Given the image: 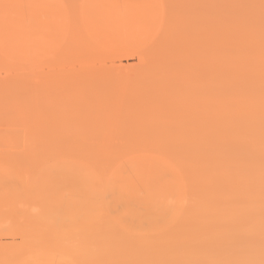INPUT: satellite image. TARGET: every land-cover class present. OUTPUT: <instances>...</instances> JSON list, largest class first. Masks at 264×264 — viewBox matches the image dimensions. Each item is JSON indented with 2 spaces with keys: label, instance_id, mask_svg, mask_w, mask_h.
<instances>
[{
  "label": "rangeland",
  "instance_id": "obj_1",
  "mask_svg": "<svg viewBox=\"0 0 264 264\" xmlns=\"http://www.w3.org/2000/svg\"><path fill=\"white\" fill-rule=\"evenodd\" d=\"M141 160L174 173L165 200L211 245L195 249L190 230L186 247L169 248L173 223L142 230L97 199L82 204L88 180L110 187ZM1 177L0 264H187L194 250L205 254L195 264H238L261 253V242L217 241L254 203L264 215V0H0ZM225 187L230 221L214 206Z\"/></svg>",
  "mask_w": 264,
  "mask_h": 264
},
{
  "label": "bare ground",
  "instance_id": "obj_2",
  "mask_svg": "<svg viewBox=\"0 0 264 264\" xmlns=\"http://www.w3.org/2000/svg\"><path fill=\"white\" fill-rule=\"evenodd\" d=\"M142 161V160H141ZM136 162H138V161H135V163ZM144 161H142V162H140V164L139 163H137L138 165V169H136L137 168V166H136V164L134 163V165L136 166V170L134 171V174H133V172H131V174H130V177L129 176H127V174H128V172L126 171V166L124 167V168H122L121 170L119 169L118 170V172L116 173V175H114V176H112V178H110V180L113 182H111V181H108L107 183H110L111 182V186L110 187H108L110 184H108L107 186H104L103 185V183H101V182H99V185H100V183H101V185H102V187H104L103 189H101L100 188V186H99V188H98V186L96 187L95 186V188H94V186L92 185L93 184V182H89V180L87 181L88 182V184H86L87 182H86V180L88 179V178H86L85 176V184H86V186H88V185H90V187H88L87 189V195H86V199H84L83 200V202H82V204L84 205L88 200H91V199H97L100 203H102V204H104V206L105 207H107L109 210H111L112 212H114L115 214H116V216H118V218L120 219V220H122L125 224H129V225H132V227H136V228H139V229H142V230H144V229H149V227L150 226H153V225H155V224H157V223H173V227H172V232L174 233V240H172V241H174V243H175V246L173 245L174 243H171L170 242V244H172L171 246H170V244H169V248H181V247H186V242H187V240L185 241V239H187V237L189 236V238L191 237V235L190 234H193L192 235V237H191V240L188 238V242L190 243V241H192L190 244H192V245H194V247H195V249H198V248H203V247H206L207 245H211L212 243H209V244H207V243H205V242H203V241H206V240H202L201 238L205 235V233H204V235H203V232H202V235L200 234V235H198L199 233H197L196 232V228H194V227H196V226H192V223L191 222H189L190 224H188V223H184V224H180L181 223V221H180V223H178L177 221H179L177 218H176V215H175V210H176V200H175V203H174V199L172 200L173 202H171V198L169 199L170 200V202L171 203H173V204H171V203H169V201L168 200H165V199H167V198H169L167 195H168V193L166 192V190L167 191H170V190H172V191H170V192H175L176 191V189H177V184H176V180L174 179V178H172L173 176H174V173H172V171L171 170H169L168 168H165L163 165H161L159 162L158 163H153L154 164V167H153V165H152V162H150V161H147V164L146 163H143ZM148 162H150V164H151V166H149V163ZM145 165H143V164ZM257 163H259V162H257ZM160 164V165H159ZM130 165H132L133 166V163H130ZM140 165H142V166H140ZM146 165L147 166H149V168L148 167H146ZM258 165L259 164H257V167H258ZM143 166H144V168H143ZM156 166V167H155ZM139 167L140 168H142L141 170L139 169ZM146 167V168H145ZM150 167H152L151 169H150ZM159 169H158V168ZM64 168V167H63ZM131 168H133V167H131ZM155 168V169H154ZM124 169H125V173H123V175L120 173L121 171L123 172L124 171ZM147 170V171H145V170ZM158 169V170H157ZM164 169H166V170H164ZM168 169V170H167ZM64 169H62V171H63ZM139 170V171H138ZM148 170H149V172H148ZM155 170L157 171V172H155ZM257 170H258V168H257ZM61 171V170H60ZM61 171V172H62ZM152 171V172H151ZM154 171V172H153ZM159 171V172H158ZM162 171V172H161ZM171 171V172H170ZM78 172V171H77ZM126 172H127V174H126ZM139 172H141V174H142V176L140 175V173ZM164 172H168V175L169 176H166L165 178H167V177H171L173 180H174V182L172 181V179H171V183H170V181H168L167 182V180H165V178L163 179V177H164V175H165V173ZM253 173H249L250 175H252V176H254V177H256L257 178V174H258V172L257 171H252ZM255 172V173H254ZM60 173V172H59ZM76 173V172H75ZM136 173H138V175H136ZM146 173H147V175H146ZM152 173H153V175H152ZM155 173V174H154ZM162 173H164V174H162ZM55 174H56V172H55ZM54 174V175H55ZM69 174V173H68ZM80 174V173H79ZM144 174H145V176H147V177H144ZM160 174H162V175H160ZM167 174V173H166ZM254 174V175H253ZM66 175V174H65ZM84 175V174H83ZM86 175V174H85ZM124 175H126V176H124ZM129 175V174H128ZM132 175H134L135 176V179H131V180H129L130 178H134V176H132ZM149 175V176H148ZM63 173H62V178H63ZM69 176V175H68ZM121 176H124V178H122ZM132 176V177H131ZM161 176V177H160ZM163 176V177H162ZM59 177H61V176H59ZM115 177V178H114ZM118 177V178H117ZM121 177V178H120ZM126 177V178H125ZM137 177H140V179H141V177H142V179L145 181V182H147L148 184H143L142 182H144V181H142V182H140V184L138 183V180L139 181H141L140 179H137ZM144 177V178H143ZM149 177V178H148ZM154 177H156V178H154ZM159 177V178H158ZM51 178V177H50ZM56 178V177H55ZM113 178H114V180H113ZM120 178V179H119ZM148 178V179H147ZM153 178L155 179V180H159V179H163L164 180V183L162 182L161 183V185L160 184H158V183H160L161 182V180H159L157 183L155 182V180L153 181ZM4 179V178H3ZM90 179V178H89ZM117 179H119L118 181H116ZM137 179V180H136ZM150 179H152V180H150ZM168 179V178H167ZM0 180H2V177L0 178ZM54 180H56V179H54ZM64 180V179H63ZM62 180V181H63ZM69 180H70V178H69ZM133 180H134V182H133ZM162 180V181H163ZM169 180V179H168ZM59 183H60V180H57ZM93 181V180H92ZM132 181V182H131ZM137 181V182H136ZM154 183H153V182ZM260 181V180H259ZM262 181V180H261ZM69 182V181H68ZM74 183H76L75 181H73ZM78 182V181H77ZM152 182V183H151ZM166 182V183H165ZM178 183H179V181H177ZM64 183V182H63ZM90 183V184H89ZM143 185H142V184ZM104 184H106V182H104ZM138 184H139V186H138ZM151 184V185H150ZM164 184V185H163ZM167 184H169V185H167ZM172 184H175V185H172ZM2 185H3V183H2ZM5 185V184H4ZM9 185L10 184H8V188H9ZM60 185V184H59ZM69 185H70V183H69ZM71 185H73V184H71ZM91 185H92V187H91ZM94 185H95V182H94ZM97 185H98V183H97ZM141 185H142V188H140L141 187ZM167 185V186H166ZM1 186V185H0ZM12 185H10V187H11ZM160 186V187H159ZM164 188H163V187ZM176 186V187H175ZM5 186H3V188H2V186L0 187V188H2V189H5L4 188ZM6 187H7V185H6ZM13 187V186H12ZM108 187V188H107ZM159 187V188H158ZM167 187V188H166ZM176 189H175V188ZM60 188V187H59ZM80 188V187H79ZM94 188V189H93ZM162 190H161V189ZM12 189V188H11ZM97 189V190H96ZM141 189V190H140ZM166 189V190H165ZM170 189V190H169ZM10 190V188L9 189H7V191H5V192H7L8 193V191ZM163 190H165V191H163ZM174 190V191H173ZM12 191H14V190H12ZM18 191V190H17ZM81 191H83V190H81ZM160 191H162L163 192V194L160 192ZM4 192V190L2 191V193ZM11 192V191H10ZM167 194V195H165V196H167V197H165V196H163L165 193ZM230 192H231V190H230V188L229 187H225V189H224V191L223 192H221V197H219L218 198V196H215V199H214V202H215V209L216 210H218L219 212H221V213H224V212H226V214H227V216H225V218H226V220L225 221H230V220H232V219H234L236 216H238L237 214H236V212H234V210H235V203H236V201H234V199H235V197H230L229 195H230ZM12 193V192H11ZM11 193H9V196H10V194ZM82 193V195L84 196V194H83V192H81ZM80 193V194H81ZM161 194H162V196H161ZM176 194V193H175ZM13 195H11L10 196V198L8 197V199H12L13 200V197H12ZM17 196V195H16ZM15 196V197H16ZM169 196H170V194H169ZM171 196H173V195H171ZM0 197H3V195H0ZM12 197V198H11ZM14 197V198H15ZM55 197V196H54ZM163 197H165V198H163ZM5 198V197H4ZM20 198V197H19ZM105 198L107 199V198H109V199H107V200H105ZM111 198V199H110ZM231 198H234L233 200L231 199ZM7 198H6V200H8ZM3 200H5V199H2V201ZM16 200V199H15ZM17 200H18V198H17ZM109 200H110V202H109ZM236 200V199H235ZM238 200V199H237ZM11 201V200H10ZM10 201L8 200L7 201V203H8V206L10 205ZM18 201H20V200H18ZM54 201V200H53ZM78 201H79V199H78ZM168 201V202H167ZM239 201V200H238ZM0 202H1V199H0ZM14 202V201H13ZM242 202H243V200H242ZM244 202H246V199H244ZM254 202V201H253ZM3 203H5V202H3ZM15 203H16V201H15ZM14 203V204H15ZM80 203V202H79ZM6 204V203H5ZM11 204H12V201H11ZM171 204V205H170ZM2 206V205H1ZM7 206V207H8ZM174 206V207H173ZM259 207V205L257 204V203H254L253 205H251V207H250V211H248V217H249V221H248V223H246V224H243V225H241V226H239V228H238V230L236 231V232H234L233 234H229L224 240H222L221 242L220 241H217L218 242V245H217V247H220V248H225V247H227V246H229V244L231 245V244H235V243H237V242H241L245 247H247V246H249L250 244H252V243H262L263 244V250H262V252L261 253H264V238H263V235H264V230H262L259 234H257L256 236H254V237H248L246 234H247V232L248 231H250L251 229H253L255 226H257L258 225V221H259V226H261V225H264V215H261V214H263V213H259L258 214V210H255L254 209V207ZM4 208V207H3ZM9 208V207H8ZM58 208V207H57ZM175 208V209H174ZM0 209H1V207H0ZM12 210L13 208H11V206H10V208L8 209V211L9 210ZM15 209V208H14ZM214 209V210H215ZM59 210V209H58ZM83 210V209H82ZM2 211V210H1ZM55 211H57V210H55ZM60 211V210H59ZM4 212H6V211H4ZM58 212V211H57ZM81 212V210L80 209H78L77 210V212H76V214H75V217H80V216H82L83 215V213H80ZM230 212H232V214L230 213ZM7 213H10V212H7ZM6 213V214H7ZM14 213V212H13ZM50 213H51V211H50ZM60 213H61V211H60ZM48 214H49V212H48ZM2 215H3V213H2ZM8 216H10L9 214H7ZM50 215H52V213L51 214H49V216ZM56 215H57V213H56ZM8 216H4L5 218H7ZM13 216V215H12ZM11 216V217H12ZM55 216V214L53 215V217ZM3 217V218H4ZM53 217H51V218H53ZM86 218L87 220L90 218V216L88 215V214H84L83 216H82V218ZM55 218H58V219H55ZM55 218H53V219H55L56 221L57 220H59L60 218H61V221L62 220H64L65 221V219H63V218H67L68 220H70L71 219V217H65V216H59V217H56L55 216ZM227 218H228V220H227ZM238 218V217H237ZM6 220V219H5ZM54 220V221H55ZM61 221H59L60 223H61ZM58 222V221H57ZM58 222V223H59ZM227 223V222H226ZM226 223L225 224H220V226H216L217 227V229L215 230L217 233H222V234H224L223 232L225 231V225H226ZM180 226H179V225ZM185 225V226H184ZM208 224H201V227L202 226H205L204 228L205 229H207L208 228V226H207ZM156 226V225H155ZM258 226V227H259ZM201 227L199 226L198 228H200V230H201ZM151 228V227H150ZM153 228V227H152ZM203 228V227H202ZM202 229V231L203 230H205V229ZM194 229H196L195 231H194ZM190 230H192V232L190 231ZM188 231H190V234H189V232ZM213 231H214V228H213ZM195 232H196V235L194 236V234H195ZM204 232H207V230H205ZM209 232V231H208ZM208 232H207V234H208ZM189 234L188 236H187V234ZM186 234V235H185ZM194 236V237H193ZM197 236V237H196ZM200 236H202V237H200ZM185 237V239L184 240H182L183 238ZM190 240V241H189ZM151 241H154V239H151ZM173 246V247H172ZM247 250V249H246ZM248 251V250H247ZM261 253H259V254H256V255H253V254H251L250 252H248L245 256H242V258H241V261L239 262L238 261V264H262V260H260V259H257L258 258V256L261 254ZM205 257V254H204V252L203 251H201V250H194V253H193V257L187 262V264H195L197 261H199L200 259H202V258H204ZM176 263H178V262H176Z\"/></svg>",
  "mask_w": 264,
  "mask_h": 264
}]
</instances>
